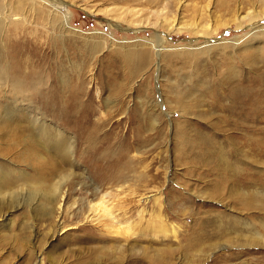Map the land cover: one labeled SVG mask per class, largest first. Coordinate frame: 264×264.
Returning a JSON list of instances; mask_svg holds the SVG:
<instances>
[{"label":"rangeland","instance_id":"374dc122","mask_svg":"<svg viewBox=\"0 0 264 264\" xmlns=\"http://www.w3.org/2000/svg\"><path fill=\"white\" fill-rule=\"evenodd\" d=\"M65 1L66 29L63 14L54 22L51 0H0L3 65L18 71L11 76L42 80L20 93L0 80V169L47 187L56 174L74 173L54 232L25 205L0 207V264H264V242L251 244L264 238V34L253 36L264 14L254 28L250 15L210 35L166 34L163 25L116 28L105 13L123 6L146 15L155 3ZM222 1L182 0L177 18L194 26V6L210 2L213 25L217 15L232 21ZM240 5L244 16L250 5ZM156 32L166 38L159 54ZM36 115L47 134L73 141L70 154L43 148ZM122 184L121 202L107 203L132 217L127 242L85 217L101 215L89 203ZM118 242L139 251L120 257Z\"/></svg>","mask_w":264,"mask_h":264},{"label":"bare ground","instance_id":"6f19581e","mask_svg":"<svg viewBox=\"0 0 264 264\" xmlns=\"http://www.w3.org/2000/svg\"><path fill=\"white\" fill-rule=\"evenodd\" d=\"M51 1H52L51 6L53 7L54 10H56V13H54V17L51 15L54 19V22H56L57 19L59 20V15H58L59 13L63 14L62 15L63 20L61 22H62V26H64L66 29V27L70 26V24H68L70 11L66 6L67 3L69 5V2L65 0L64 1L51 0ZM142 2H145L148 5L155 3L158 7L156 9H151L146 15L142 14L144 12L143 8H139V7L124 8L123 6L111 7V8L109 7L106 9L107 11H105V13L109 17L112 15L113 18L112 21H114L112 25H114L116 28H120L123 30L125 29L132 31H137V30L140 31L141 29H145V28L158 29L159 26L163 25L168 29V33L166 34H169V32L172 31L188 29L195 31V33H198L199 31H203L204 34L206 35H210L213 31L217 30L218 25L219 26L227 25L229 27L232 25V22H236L238 27H241L243 21L250 15H253L255 21V23L251 24L252 28H254L259 22L261 23L259 18L261 15L264 14V0H242L239 3V6H235V7L228 5L226 3V0H223L222 6H225V9L228 11V13L232 15L233 17L232 21L219 19L220 15H217L215 17L216 18L215 25H213L211 23L212 22L211 16L208 14V7L209 4L211 3L208 2L205 5L196 4L193 8V11H195L194 17L196 15V17L194 18L196 22L194 23L193 26L189 23H185V22L181 23L177 18L178 10L180 9V3L182 2V0H142ZM241 3L242 4L247 3V5H250L247 13L244 16L238 14L239 9L241 8L240 7ZM61 4H63L65 8L66 10L65 12L60 8ZM4 19L3 17L1 18L0 16V40L3 31H5L4 28L6 27ZM198 20L204 21V24H202L201 27L200 24L197 23ZM125 25L127 27H125ZM255 29L256 27L254 28L253 36L260 38V35L264 34V25L263 27L257 29L256 31ZM164 35L160 34L159 32H156L155 39L152 41V44H154V49H156L157 51V54H159L162 51L164 42L166 41ZM253 40H255V38ZM207 45L210 44L208 43L205 46ZM3 60H4L3 58L0 59V64L2 63ZM3 63L2 65H0V80L10 81L14 90L18 91V93L32 90L33 88H37L36 86L38 84H41L42 80L38 73L36 72L29 73L28 76L27 75L23 76L24 78L11 76L10 73L17 74L16 72L18 71H16L14 67H12L11 62H7L6 67L3 65ZM21 95H25V93L24 94L21 93ZM13 112L14 111H12V114ZM40 119L41 118H39L37 115L35 116V118H33V131L41 133V134H37V139L43 144V148L47 149L48 148L47 146L50 145L51 147H55L56 149H58L56 153H58L59 155L65 156L67 154H70L71 150L74 148L75 145L73 141L72 142L71 140L65 141V139L59 134L55 136L53 134H47L50 129L47 130L44 124L40 123ZM33 135L34 134L31 135L29 134L30 138H32ZM42 137L44 138L46 137L45 139L48 141V143H46L47 141L41 140ZM51 166L53 168V172L60 170L58 166L55 164ZM13 171H9L5 173L2 171V169H0V207L2 205L3 206L11 205L14 208H21V206L25 205L26 207H28V209H30L34 213L36 214L40 213L45 218L51 220V222L49 221L50 224L48 223L49 228L48 227L47 228L49 229V231L54 232L57 227H60V223H62L61 219L65 209L64 207L66 206L65 197L67 194V190L65 189L64 184L67 182V180L70 179L71 176L74 175L73 171H69L67 174H63L64 171L59 175L56 174L52 184H50L48 187L47 184H45L43 181L37 182V181L28 180L25 172H20L18 176L14 177L11 173ZM123 186H124L123 184L117 185L116 187H114L115 190H107L101 193V195H99L100 196L99 199H97L95 202L93 201L89 203L92 209L95 208V210L99 212L100 210H102L103 212H101L102 213L101 215H95V214L93 215L90 214L91 213L90 212L85 217L87 221H91L93 223H99L100 225H102L103 229H105L107 233L116 237L125 238L127 237L128 234L127 232L128 231L130 232L131 230V226L133 224L132 217L128 215L127 209L125 210L124 206L121 205V207L116 210L114 209L113 203L111 204L107 203L108 200H110L109 198L111 196H114L115 198H119V201L121 202L123 198L122 196L125 191V190L123 191L124 189ZM96 190L97 192H100L99 189ZM77 202H78L77 200H74V202L70 205V208H74ZM116 202L118 201L116 200ZM122 204L125 205V203ZM160 219L155 220L153 222L162 224L163 221H161ZM26 228H28L31 233L34 232L35 230V226L32 224H30L29 226L27 224ZM37 235L39 234L36 233V236ZM261 236L262 235H256L254 237H251V244L257 243L254 242L255 239L261 240V243H263L264 238L263 236L262 237ZM127 238L130 239V236ZM127 238H125L123 241L127 242L128 241ZM126 242L125 243L118 242L119 244L117 245L114 244L115 248L113 251L119 253L118 256L120 257H123L122 254L124 253L125 249H129L132 252L139 251L136 249L137 248L136 246L135 247L134 245L130 246Z\"/></svg>","mask_w":264,"mask_h":264}]
</instances>
